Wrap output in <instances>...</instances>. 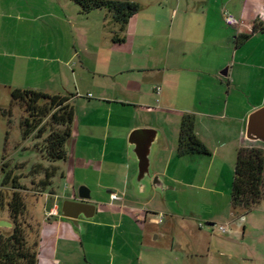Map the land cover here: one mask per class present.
Wrapping results in <instances>:
<instances>
[{
    "label": "crops",
    "instance_id": "obj_1",
    "mask_svg": "<svg viewBox=\"0 0 264 264\" xmlns=\"http://www.w3.org/2000/svg\"><path fill=\"white\" fill-rule=\"evenodd\" d=\"M132 1L141 9L122 32L107 10L83 14L73 0H59L41 14L56 30L40 43L48 76L23 88L70 96L75 105L71 140L79 122L81 129H90L94 145L101 135L97 147L105 153L99 165L87 166L85 176L77 166L67 172L64 189L39 193L38 201L45 200L43 211L27 210L28 222L38 231V264H153L160 249L156 241L164 233H174L170 225L180 215L171 214L167 227L159 231L155 226L164 223L161 211L168 207L152 206L136 193L138 163L129 145L135 129L159 131L153 171L162 177L164 192L152 188L147 197L165 196L172 183L189 177L199 181L207 194L222 196L208 198L223 204L214 214L202 216L212 221L214 231L220 224L231 230L235 213L229 187L213 192L204 188L212 171L228 170L230 177L241 148H264V143L246 136L250 113L264 106V34L253 32L264 13L255 0ZM225 10L247 21L248 27L228 26ZM115 33L123 40L114 41ZM244 35L250 37L243 39ZM185 113L195 116V132L210 155H178ZM112 193L120 199L113 200ZM66 200L89 203L95 210L73 207L79 215L73 221L63 216ZM128 210L136 212L139 229L129 227ZM92 212L94 216L87 217ZM190 216L183 218L193 221L194 214ZM3 219L10 220L8 215ZM134 241L139 251L128 256L125 247ZM175 248L176 238L171 236L167 249Z\"/></svg>",
    "mask_w": 264,
    "mask_h": 264
},
{
    "label": "rangeland",
    "instance_id": "obj_2",
    "mask_svg": "<svg viewBox=\"0 0 264 264\" xmlns=\"http://www.w3.org/2000/svg\"><path fill=\"white\" fill-rule=\"evenodd\" d=\"M57 1L59 0H0V81L2 82L0 86V187L7 171L19 176L21 183L31 188L35 178L32 170L34 166L40 165L43 170L51 166L58 167V173L53 178L48 192L53 189L62 190L69 183L66 177L67 172L71 174L77 166L83 170L82 175L85 176L87 166L99 165V162L104 159L102 156L105 152L101 150V147L100 149L97 147L99 143L102 144L101 135L94 140V145L89 139L90 129L86 125V128L81 129L77 122V134L73 141L71 138L66 145L68 159L66 161L48 160L39 148L48 134L45 133L42 136L32 134L25 137L21 126L25 111L20 104L12 102L11 92L14 88L40 84L48 76L46 64L42 60L46 53L40 51V43L43 36L54 35L56 30L47 25L49 19L42 17L41 14L52 9ZM255 2L264 13V0H255ZM47 56L49 57L48 53ZM85 121L89 122V119ZM217 171L215 169L212 171L204 188H210L213 192L216 188L220 191L229 187L231 196L235 169L230 171L233 178L231 175L229 177L228 170ZM39 178L40 175L37 176V179ZM184 181L172 183L165 196L160 193L155 194L154 198L141 197L140 199L143 202L151 201L152 206L157 203L164 209H166L165 206L168 207V211H161L164 223L155 226L159 231L161 227H167L171 214L180 215L170 225L174 233L170 236L164 233L156 241L160 249L158 253H154L152 263L264 264V202L248 212L235 211L231 202L235 213L234 221L230 223L232 229L225 233L219 228L218 231H214L212 223H209L212 221L202 216L212 215L219 210L221 201L208 198L214 197L221 200L222 196L207 194L205 190L200 189V185H197L200 182L195 183L196 180L193 178L189 177ZM25 195L28 211L32 213L43 211L45 200L39 202L37 195L30 191ZM127 212L129 227L133 230L139 229L136 212L131 210ZM192 214H194L193 221L183 218L184 215ZM6 215H8L7 211L1 213L2 217ZM177 221H185V225ZM171 236L176 238L175 250L167 249ZM225 237L231 238L232 242L224 243L222 238ZM125 248L124 252H127L128 256L139 251L135 241ZM118 249L119 247H116L112 255L117 254Z\"/></svg>",
    "mask_w": 264,
    "mask_h": 264
},
{
    "label": "trees",
    "instance_id": "obj_3",
    "mask_svg": "<svg viewBox=\"0 0 264 264\" xmlns=\"http://www.w3.org/2000/svg\"><path fill=\"white\" fill-rule=\"evenodd\" d=\"M83 14L92 10H107L112 22L124 31L130 18L140 9L141 4L132 0H73ZM264 34V20L255 22L253 32ZM247 39L250 35L242 36ZM114 41L123 38L115 33ZM12 102L18 103L25 111L21 126L23 134L42 136L47 133L40 150L50 161H66L67 143L72 137V125L75 119V105L70 96L49 94L34 89L16 88L11 92ZM178 155H210L207 146L195 132V116L185 113L182 117L178 142ZM5 171V169H3ZM44 172V175H42ZM58 167L51 166L43 170L34 166L32 187L21 183L20 177L5 171V178L0 187L1 213L8 212L12 227L0 226V264H38V231L36 225L29 223L25 193L48 192ZM40 178L37 179V176ZM42 175V177H41ZM52 191V190H51ZM231 202L235 211L248 212L264 202V148L258 146L243 147L239 150L231 192ZM34 236V237H33Z\"/></svg>",
    "mask_w": 264,
    "mask_h": 264
},
{
    "label": "water",
    "instance_id": "obj_4",
    "mask_svg": "<svg viewBox=\"0 0 264 264\" xmlns=\"http://www.w3.org/2000/svg\"><path fill=\"white\" fill-rule=\"evenodd\" d=\"M246 136L253 141L264 143V106H261L250 113L247 122ZM159 131L153 128H138L135 129L129 137L130 153L137 160L138 171L133 181L136 188V193L141 197H147L150 190L155 188L163 193V180L159 175H154L153 158ZM86 207L95 210V206L80 202L66 200L63 203V216L77 220L79 215L72 212L73 207ZM93 212L87 217H93ZM13 223L10 220H0V226L12 227Z\"/></svg>",
    "mask_w": 264,
    "mask_h": 264
},
{
    "label": "built area",
    "instance_id": "obj_5",
    "mask_svg": "<svg viewBox=\"0 0 264 264\" xmlns=\"http://www.w3.org/2000/svg\"><path fill=\"white\" fill-rule=\"evenodd\" d=\"M224 20L226 22V24L228 26L231 27H248V23L247 21H245L244 19L237 17L234 13L230 12L229 10H225L224 12ZM157 91L158 93L161 92V87H157ZM112 199L113 200H118L120 199V196L118 193H112ZM50 214H53V212H51ZM162 220V218L160 219V221ZM218 228L223 232H227L229 230V227L227 224H220L218 225Z\"/></svg>",
    "mask_w": 264,
    "mask_h": 264
}]
</instances>
